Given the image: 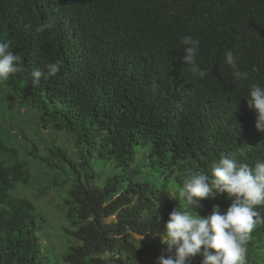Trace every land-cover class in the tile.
<instances>
[{
	"label": "trees",
	"instance_id": "trees-1",
	"mask_svg": "<svg viewBox=\"0 0 264 264\" xmlns=\"http://www.w3.org/2000/svg\"><path fill=\"white\" fill-rule=\"evenodd\" d=\"M184 36L199 41L197 67L182 61ZM0 41L23 58V71L0 83V112L18 99L74 147L53 142L40 154L20 135L24 155L64 185L67 244L57 256L43 246L46 216L11 193L30 174L0 131V264H157L173 254L158 235L181 206L187 171L210 174L222 153L264 160V132L244 99L251 83L264 85V0H0ZM227 51L249 73L243 86ZM57 61L60 72L33 86L31 72ZM200 204L207 216L231 201ZM247 249L246 264H264V226Z\"/></svg>",
	"mask_w": 264,
	"mask_h": 264
},
{
	"label": "clouds",
	"instance_id": "clouds-1",
	"mask_svg": "<svg viewBox=\"0 0 264 264\" xmlns=\"http://www.w3.org/2000/svg\"><path fill=\"white\" fill-rule=\"evenodd\" d=\"M181 43L185 46L183 63L197 67L199 41L184 36ZM225 62L232 69L234 82L243 86L249 80V73L240 69L232 51L225 53ZM22 65V56L11 51L8 43L0 41V83L7 82L10 74L22 72ZM46 67V73L39 69L31 72L33 86L38 87L42 78L57 75L62 61ZM205 74L199 72L201 77ZM244 99L256 113L257 130L264 132V85L251 83ZM219 194H226L231 201L226 212L222 213L219 206H214L207 216L195 210L202 207L200 201ZM177 199L182 202L181 206L171 211L158 235L167 246L166 251L173 254L167 258L161 254L157 264H188L197 256L202 257L201 264H246L251 234L258 226H264V160L250 165L237 162L230 153H222L211 161L210 174L201 171L184 174Z\"/></svg>",
	"mask_w": 264,
	"mask_h": 264
},
{
	"label": "rangeland",
	"instance_id": "rangeland-1",
	"mask_svg": "<svg viewBox=\"0 0 264 264\" xmlns=\"http://www.w3.org/2000/svg\"><path fill=\"white\" fill-rule=\"evenodd\" d=\"M6 95V94H4ZM3 98H5L3 96ZM11 104L4 112H0V131L6 135L10 144L18 147L20 158L25 161V169L29 171L30 177L28 182H17L11 193L15 196L27 198L37 210L41 211L47 218V229L44 234L43 246H51L54 254L60 256L66 246L65 236L61 226L68 225L64 217V205L62 187L58 184L53 185L50 180L53 179V172L48 168L45 162L27 158L24 153L26 144L20 135H25L29 143L37 145L40 154L43 153L45 146L51 143L62 144L64 141L67 148L74 149L70 146L68 136L63 132H54L47 127L41 128L37 119V112L30 110L28 107L20 105L18 99L11 98ZM12 129H11V128ZM62 178V177H59ZM58 178V179H59Z\"/></svg>",
	"mask_w": 264,
	"mask_h": 264
}]
</instances>
